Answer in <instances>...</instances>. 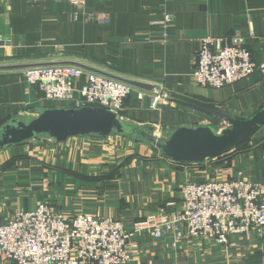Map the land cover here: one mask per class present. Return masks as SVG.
Listing matches in <instances>:
<instances>
[{"label":"crops","instance_id":"0c3cea01","mask_svg":"<svg viewBox=\"0 0 264 264\" xmlns=\"http://www.w3.org/2000/svg\"><path fill=\"white\" fill-rule=\"evenodd\" d=\"M87 10L108 16L110 23L76 20V9L64 3L0 0V66L73 61L151 84L166 97L134 88L121 118L164 138L178 128L227 127L182 106L179 98L239 119L264 107L259 72L219 90L191 79L195 56L209 36L227 42L242 37L254 61L264 62V0H87ZM165 14L172 19L167 26ZM140 91L144 99L137 97ZM51 107L70 106L43 100L25 82L23 70L0 71V126L15 117L28 122L36 109ZM112 137L129 149L115 153L94 137H74L0 151V224L16 211H35L47 202L69 217L119 220L133 233L147 215L181 210V188L189 182L229 180L244 171L264 192V127L244 149L199 164L171 160L153 144L120 136L99 139ZM130 245L126 264H264V235L255 232L232 237L227 245L208 239L173 242L169 236L156 240L141 232Z\"/></svg>","mask_w":264,"mask_h":264},{"label":"built area","instance_id":"2783aa9c","mask_svg":"<svg viewBox=\"0 0 264 264\" xmlns=\"http://www.w3.org/2000/svg\"><path fill=\"white\" fill-rule=\"evenodd\" d=\"M29 1L68 4L76 9V20L110 23L108 16L89 12L87 0ZM171 20L165 14V26ZM256 72L264 83V62L254 61L242 37L227 42L209 36L195 56L191 79L199 87L219 90ZM23 76L45 101L68 104V108L101 107L119 117L134 92L130 85L71 65L33 67L23 70ZM81 79L84 83L78 88ZM144 96L138 92L139 99ZM181 196V210L147 215L135 224L133 233H127L119 220L84 214L69 217L47 202L35 211H16L0 224V264H126L131 238L141 232L152 233L156 240L165 236L173 242L208 239L218 245L252 232L264 235V192L244 171L229 180L186 183Z\"/></svg>","mask_w":264,"mask_h":264},{"label":"water","instance_id":"95a60500","mask_svg":"<svg viewBox=\"0 0 264 264\" xmlns=\"http://www.w3.org/2000/svg\"><path fill=\"white\" fill-rule=\"evenodd\" d=\"M59 65L79 67L88 72L125 83L133 88L166 97L165 93L151 84L128 80L73 61L1 65L0 71ZM192 107L209 114L217 121H225L229 126L222 131H219L215 126L178 128L170 137L158 139L148 128L124 121L117 114L101 107L39 108L34 111L35 118L28 122L23 121L20 117H15L0 126V151L39 139L63 143L74 137L120 136L153 144L171 160L199 164L230 153L249 142L264 127V107L248 119H239L212 108L198 105H192Z\"/></svg>","mask_w":264,"mask_h":264},{"label":"rangeland","instance_id":"374dc122","mask_svg":"<svg viewBox=\"0 0 264 264\" xmlns=\"http://www.w3.org/2000/svg\"><path fill=\"white\" fill-rule=\"evenodd\" d=\"M56 105H62L63 103L61 102H54ZM228 124V123H227ZM229 126V125H228ZM158 139H161V138H164V137H161L159 135L156 136ZM91 140H94V141H97L98 144L104 146V147H113V150L115 153H118V152H122L125 148V149H129V145H126L124 140L121 139V138H116V137H112V138H108V139H105V140H100V139H91ZM127 144H130L131 141L130 140H127L126 141ZM133 146V145H132ZM138 146V145H136ZM140 146H142V144H139L138 148L135 150V152L139 151L140 150ZM122 148V149H120ZM154 148V147H153ZM126 151V150H125Z\"/></svg>","mask_w":264,"mask_h":264},{"label":"trees","instance_id":"16d2710c","mask_svg":"<svg viewBox=\"0 0 264 264\" xmlns=\"http://www.w3.org/2000/svg\"><path fill=\"white\" fill-rule=\"evenodd\" d=\"M178 101H179V103L182 105V106H184V107H192V105H200L201 107H204L205 105H201V104H198L196 101H194V100H190V99H178ZM210 108H213L212 106L210 107ZM247 143H245V144H243V145H241V146H239L238 148H237V150H242V149H244L245 148V145H246Z\"/></svg>","mask_w":264,"mask_h":264},{"label":"bare ground","instance_id":"6f19581e","mask_svg":"<svg viewBox=\"0 0 264 264\" xmlns=\"http://www.w3.org/2000/svg\"><path fill=\"white\" fill-rule=\"evenodd\" d=\"M250 49V48H249ZM157 136V135H156ZM224 180H226V179H224Z\"/></svg>","mask_w":264,"mask_h":264}]
</instances>
